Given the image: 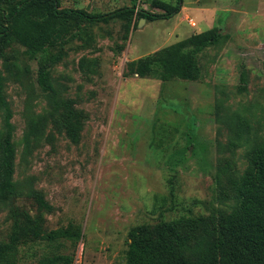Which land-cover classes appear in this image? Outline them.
Segmentation results:
<instances>
[{
    "label": "rangeland",
    "instance_id": "obj_1",
    "mask_svg": "<svg viewBox=\"0 0 264 264\" xmlns=\"http://www.w3.org/2000/svg\"><path fill=\"white\" fill-rule=\"evenodd\" d=\"M19 1L0 0V9ZM182 3L168 21L135 12L130 26L113 20L67 38L52 50L60 58L49 92L38 86L37 60L24 47L2 50L17 199L0 206V241L25 213L42 214L47 231L79 227L74 264H125L129 232L161 221L193 223L194 230L182 229L189 248L214 240L217 218L236 204L233 181L264 143V0ZM132 6L162 13L152 0H59L60 8L101 14ZM212 28L228 40L198 56V80L162 82L130 69ZM4 117L0 109V142ZM25 255L24 264H36Z\"/></svg>",
    "mask_w": 264,
    "mask_h": 264
},
{
    "label": "trees",
    "instance_id": "obj_2",
    "mask_svg": "<svg viewBox=\"0 0 264 264\" xmlns=\"http://www.w3.org/2000/svg\"><path fill=\"white\" fill-rule=\"evenodd\" d=\"M152 5L162 13L136 11L133 6L106 14L89 13L60 8L59 0H20L8 12L0 9V53L12 43L24 47L37 60L38 86L49 92L50 69L60 58L52 50L61 47L67 38H81L87 26L113 20L126 21L130 26L135 12L147 21L168 20L180 12L182 0L173 5L152 0ZM226 40L228 36L212 28L133 61L130 69L139 77L154 76L162 82L174 79L193 82L201 74L198 56ZM0 109L5 112V135L0 142V206H11L13 199H17L13 181L15 148L11 140V112L3 97L1 77ZM232 189L235 207L217 218L214 240L202 247L198 244L189 248L182 229L194 230L193 223L161 221L151 229L138 226L128 234L125 264H264V143L251 151L249 166L233 181ZM38 203L40 209L51 211L40 198ZM81 238L79 227L73 224L47 231L42 214L25 213L14 220L7 238L0 241V264H24L26 253L35 257L36 264H74L72 251ZM43 245L48 249L46 252L39 255L29 252Z\"/></svg>",
    "mask_w": 264,
    "mask_h": 264
},
{
    "label": "crops",
    "instance_id": "obj_3",
    "mask_svg": "<svg viewBox=\"0 0 264 264\" xmlns=\"http://www.w3.org/2000/svg\"><path fill=\"white\" fill-rule=\"evenodd\" d=\"M184 10V6H183V3H182V7H181V10H180V12L179 13H181L182 11ZM186 16V15H185ZM183 20H185L184 18L182 19V21ZM168 21V20H167ZM172 26H174V28H176V27H179V29H180V26H179V24H173ZM172 31H174V30H172ZM192 35H194V34H192ZM191 36V35H190ZM190 36H188V37H190ZM186 39H187V37H186ZM184 40V39H183Z\"/></svg>",
    "mask_w": 264,
    "mask_h": 264
},
{
    "label": "built area",
    "instance_id": "obj_4",
    "mask_svg": "<svg viewBox=\"0 0 264 264\" xmlns=\"http://www.w3.org/2000/svg\"><path fill=\"white\" fill-rule=\"evenodd\" d=\"M192 26H194L195 24L194 23H191Z\"/></svg>",
    "mask_w": 264,
    "mask_h": 264
}]
</instances>
